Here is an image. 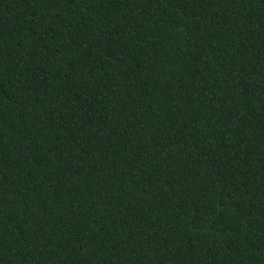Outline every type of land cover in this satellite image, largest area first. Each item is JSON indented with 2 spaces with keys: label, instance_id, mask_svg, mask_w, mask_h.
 <instances>
[{
  "label": "trees",
  "instance_id": "1",
  "mask_svg": "<svg viewBox=\"0 0 264 264\" xmlns=\"http://www.w3.org/2000/svg\"><path fill=\"white\" fill-rule=\"evenodd\" d=\"M0 264H264V0H0Z\"/></svg>",
  "mask_w": 264,
  "mask_h": 264
}]
</instances>
